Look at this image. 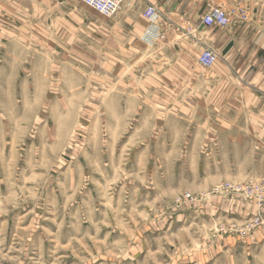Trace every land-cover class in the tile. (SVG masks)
Listing matches in <instances>:
<instances>
[{
  "label": "rangeland",
  "instance_id": "1",
  "mask_svg": "<svg viewBox=\"0 0 264 264\" xmlns=\"http://www.w3.org/2000/svg\"><path fill=\"white\" fill-rule=\"evenodd\" d=\"M36 3L26 23L0 0V264H215L221 241L229 264H264V223L246 229L257 206L214 192L264 180L222 170L259 137L222 119L202 54L162 32L124 55L133 43L82 1ZM177 63L189 74L165 71Z\"/></svg>",
  "mask_w": 264,
  "mask_h": 264
},
{
  "label": "crops",
  "instance_id": "2",
  "mask_svg": "<svg viewBox=\"0 0 264 264\" xmlns=\"http://www.w3.org/2000/svg\"><path fill=\"white\" fill-rule=\"evenodd\" d=\"M5 2L15 8L18 2L23 5L27 19L22 22H39L36 0ZM149 7L157 10L159 18L155 27L158 33L163 32V43L176 49L178 56L190 52L198 60L207 49L217 54V61L209 69L213 102L221 104L222 119L237 127L238 135L259 137L253 147H228L229 151L223 153V177L228 180L264 178V0H126L120 11L109 18L116 39L133 43L119 44L125 49L122 54L133 55L132 48L141 46L144 51L146 46L155 43V39L147 38L151 23L144 13ZM216 7H222L229 14L230 24L204 26L205 17ZM164 68L173 73L190 72L182 63ZM163 81L174 89V97L179 96L175 90L181 87L182 80L177 75L166 74ZM225 248L226 242L221 241L208 251L211 256L207 254L203 258L215 264H229V249L225 251Z\"/></svg>",
  "mask_w": 264,
  "mask_h": 264
},
{
  "label": "built area",
  "instance_id": "3",
  "mask_svg": "<svg viewBox=\"0 0 264 264\" xmlns=\"http://www.w3.org/2000/svg\"><path fill=\"white\" fill-rule=\"evenodd\" d=\"M104 17H113L121 9L126 0H80ZM145 18L151 23V29L147 33L149 40L157 37L155 22L158 20V13L155 7H149L144 13ZM204 26L210 27L215 24L227 26L230 24L229 14L220 7L214 8L204 19ZM217 54L211 50H205L200 56L199 63L203 68H211L217 61ZM216 194L240 195L247 200L252 201L259 210V216L251 223H248L246 229H252L255 226L264 223V180H251L247 182H226L216 187Z\"/></svg>",
  "mask_w": 264,
  "mask_h": 264
},
{
  "label": "bare ground",
  "instance_id": "4",
  "mask_svg": "<svg viewBox=\"0 0 264 264\" xmlns=\"http://www.w3.org/2000/svg\"><path fill=\"white\" fill-rule=\"evenodd\" d=\"M148 41V40H147Z\"/></svg>",
  "mask_w": 264,
  "mask_h": 264
}]
</instances>
